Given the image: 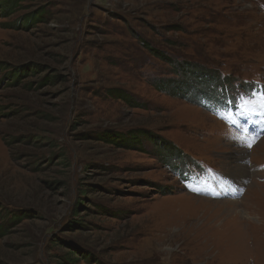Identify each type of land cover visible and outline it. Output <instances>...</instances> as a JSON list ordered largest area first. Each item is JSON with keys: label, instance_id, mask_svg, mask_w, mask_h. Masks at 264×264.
<instances>
[{"label": "rangeland", "instance_id": "374dc122", "mask_svg": "<svg viewBox=\"0 0 264 264\" xmlns=\"http://www.w3.org/2000/svg\"><path fill=\"white\" fill-rule=\"evenodd\" d=\"M200 65L242 84L234 104L174 94ZM261 94L264 0L18 1L0 18V264H264V110L240 107Z\"/></svg>", "mask_w": 264, "mask_h": 264}, {"label": "trees", "instance_id": "16d2710c", "mask_svg": "<svg viewBox=\"0 0 264 264\" xmlns=\"http://www.w3.org/2000/svg\"><path fill=\"white\" fill-rule=\"evenodd\" d=\"M18 1L23 0H0V18L7 17L8 13L14 8L16 3ZM41 14L38 13L35 16L30 17V22L33 20H38L39 16ZM24 24L27 23V20L23 22ZM159 55V56H158ZM159 58H162L160 54L158 53ZM163 61H168L167 58H162ZM199 75L196 72H192L194 74V77L196 76V84H185V82L179 83V86H177V90L174 91V94L182 99L185 100H192L194 103H197V98L201 100H206L207 97H213V101L219 103L221 106L225 105H232L236 102L237 99V92L242 90V84H234L235 79H233L230 75H226L225 77L221 78V76L214 72L211 73V70L208 69V67L200 65L199 66ZM15 79L18 74H14ZM220 76V78H219ZM212 78V79H211ZM215 80H214V79ZM211 82H208L209 80ZM251 86V85H250ZM249 86V87H250ZM193 97V98H192ZM197 97V98H196ZM166 142H163L162 140L158 141V148L159 153L162 152V155L158 157L159 162L162 163V165L169 170H173L174 172H177L178 174L183 173L182 168L186 166L188 163H185L183 165H179L180 160H184L186 157L183 156L182 152L179 151V149L169 142L167 143V146L165 147L164 144ZM166 145V144H165ZM20 214L12 213L10 215H5L3 220L9 221L10 219H17V216ZM10 217V218H9ZM2 217L0 216V222ZM1 233V232H0ZM1 235V234H0ZM74 248L70 252H67L68 256H65L63 259L65 263L69 264L68 261H71ZM71 257V258H70ZM83 260H89V264H98L99 262L91 260L92 257L88 254H85L84 256H81Z\"/></svg>", "mask_w": 264, "mask_h": 264}, {"label": "snow or ice", "instance_id": "6c2138e0", "mask_svg": "<svg viewBox=\"0 0 264 264\" xmlns=\"http://www.w3.org/2000/svg\"><path fill=\"white\" fill-rule=\"evenodd\" d=\"M255 95L256 93L253 92L254 97ZM241 101H242L240 105L241 108L249 109L250 105L258 104L261 110H264V94H261L260 99L258 100H250V99L241 97ZM252 110H254V108ZM242 114H245V113H242ZM254 142H255L254 139H248L245 146L250 148Z\"/></svg>", "mask_w": 264, "mask_h": 264}, {"label": "bare ground", "instance_id": "6f19581e", "mask_svg": "<svg viewBox=\"0 0 264 264\" xmlns=\"http://www.w3.org/2000/svg\"><path fill=\"white\" fill-rule=\"evenodd\" d=\"M217 187V186H216ZM220 191V190H219Z\"/></svg>", "mask_w": 264, "mask_h": 264}]
</instances>
